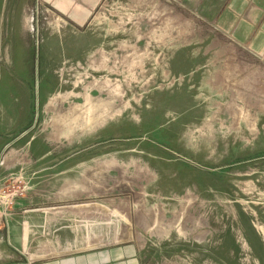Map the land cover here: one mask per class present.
<instances>
[{
  "label": "rangeland",
  "instance_id": "obj_1",
  "mask_svg": "<svg viewBox=\"0 0 264 264\" xmlns=\"http://www.w3.org/2000/svg\"><path fill=\"white\" fill-rule=\"evenodd\" d=\"M200 6L104 0L78 26L0 0L4 255L264 264V60Z\"/></svg>",
  "mask_w": 264,
  "mask_h": 264
},
{
  "label": "crops",
  "instance_id": "obj_2",
  "mask_svg": "<svg viewBox=\"0 0 264 264\" xmlns=\"http://www.w3.org/2000/svg\"><path fill=\"white\" fill-rule=\"evenodd\" d=\"M78 26H84L104 0H41ZM184 0L189 7L205 12L216 10L213 21L228 28V37L257 60H264V0ZM208 3L207 6H204ZM213 5V7H212ZM216 5V6H215ZM205 16V15H204ZM227 34V35H228ZM5 227V226H4ZM8 229L9 227L6 226ZM2 231L0 230V233ZM2 234V233H1ZM0 264H147L142 245L137 242L116 243L84 253L42 260L22 259L5 254L0 238Z\"/></svg>",
  "mask_w": 264,
  "mask_h": 264
},
{
  "label": "bare ground",
  "instance_id": "obj_3",
  "mask_svg": "<svg viewBox=\"0 0 264 264\" xmlns=\"http://www.w3.org/2000/svg\"><path fill=\"white\" fill-rule=\"evenodd\" d=\"M58 61V60H57ZM59 62V61H58ZM78 69V68H77ZM71 72V71H70ZM65 78V77H64ZM83 78V77H82ZM69 80V79H68ZM110 81V80H109ZM106 82H108L107 80H106ZM105 83V82H104ZM67 88V87H66ZM104 90H108V88H106L105 86H103L102 87ZM110 88V87H109ZM113 88V87H112ZM68 89V88H67ZM114 90V89H113ZM112 90V91H113ZM75 94V93H74ZM75 95H77V94H75ZM58 99V98H57ZM56 100V99H55ZM85 100H86V104H90V106L91 107H93V108H95V107H97V106H100V105H102L103 104V102H105V104H108V103H110L111 101L110 100H106V101H100V100H98L97 98H94V97H92L91 95H86L85 96ZM53 102V101H52ZM62 102L63 101H59V104L58 105H54V106H52V107H54V113H55V120H59V118H66L68 115H67V112H65L66 110H64L63 108H62ZM65 102V101H64ZM78 106H79V104H78ZM51 107V106H50ZM79 108V110H80V108H81V106H79L78 107ZM77 108V109H78ZM84 108V107H83ZM111 108V107H110ZM68 109V108H67ZM94 111V110H93ZM74 112H76V109H74ZM83 112V111H82ZM112 112V111H111ZM115 112V111H114ZM72 113V112H71ZM110 113V112H109ZM104 115V114H103ZM102 115V116H103ZM91 116V115H90ZM105 116V115H104ZM82 118V117H81ZM91 118H92V116H91ZM100 118V117H99ZM69 119V118H68ZM67 119V120H68ZM64 121V120H63ZM55 122V125H58V123L56 122V121H54ZM61 122V121H60ZM85 122V121H84ZM81 123V122H80ZM66 124H68L67 122H66ZM84 125V124H83ZM65 126V125H64ZM57 127V126H56ZM70 127V126H69ZM72 128V127H71ZM77 128V127H76Z\"/></svg>",
  "mask_w": 264,
  "mask_h": 264
},
{
  "label": "built area",
  "instance_id": "obj_4",
  "mask_svg": "<svg viewBox=\"0 0 264 264\" xmlns=\"http://www.w3.org/2000/svg\"><path fill=\"white\" fill-rule=\"evenodd\" d=\"M1 199H4V197L0 196V201L2 202V200H1Z\"/></svg>",
  "mask_w": 264,
  "mask_h": 264
}]
</instances>
